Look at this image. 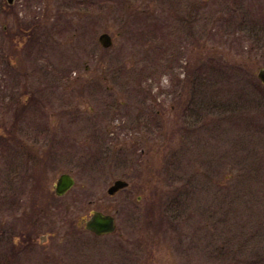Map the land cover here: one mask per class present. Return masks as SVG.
<instances>
[{"label":"rangeland","instance_id":"374dc122","mask_svg":"<svg viewBox=\"0 0 264 264\" xmlns=\"http://www.w3.org/2000/svg\"><path fill=\"white\" fill-rule=\"evenodd\" d=\"M260 68L264 0H0V264H264Z\"/></svg>","mask_w":264,"mask_h":264},{"label":"water","instance_id":"95a60500","mask_svg":"<svg viewBox=\"0 0 264 264\" xmlns=\"http://www.w3.org/2000/svg\"><path fill=\"white\" fill-rule=\"evenodd\" d=\"M15 0H6L8 4H12ZM98 40L103 47H109L112 45L111 37L108 33L103 32L99 35ZM258 78L264 84V68H260L257 74ZM74 184V179L67 173L61 174L55 185V192L58 195L63 194ZM127 181L122 179H116L112 185L108 187L107 192L112 195L119 189L127 186ZM86 228L93 231L96 234H105L113 232L115 229L114 217L110 214H105L100 211H94L90 218L86 221Z\"/></svg>","mask_w":264,"mask_h":264},{"label":"flooded vegetation","instance_id":"af4514ba","mask_svg":"<svg viewBox=\"0 0 264 264\" xmlns=\"http://www.w3.org/2000/svg\"><path fill=\"white\" fill-rule=\"evenodd\" d=\"M67 193V192H66ZM65 195V194H64ZM55 197H61V196H56V195H54ZM43 213L44 212H29V213H27V214H25L26 215V219L27 220H25L24 222H21V223H17L16 225H17V227H16V229H15V235L14 236H19V237H21L23 240H24V238L28 241V244H32V243H34V241L36 240V239H38L39 237H37L38 236V232L40 231V230H35L34 229V226L36 225V223H38L39 222V220H40V218L41 217H43L42 215H43ZM20 215L18 214V213H16V219H19L20 217H19ZM26 226H28V227H30V229L27 227L26 229H25V225ZM81 224H82V222H81ZM5 224H4V221H0V233H1V236H4V233H5V229L3 228V226H4ZM82 226H83V224H82ZM39 228V227H38ZM41 228H43V227H41ZM19 229V231L18 232H16L17 230ZM22 229V230H21ZM34 229V230H33ZM33 232V233H32ZM34 235V236H33ZM14 236L12 237L13 239H14ZM37 237V238H36ZM41 238H39V240H40ZM37 241V240H36ZM14 246H16V243H15V241H13V244H12V242H11V245H10V248H13ZM26 246V245H25ZM15 258V257H14ZM13 259V258H12Z\"/></svg>","mask_w":264,"mask_h":264},{"label":"trees","instance_id":"16d2710c","mask_svg":"<svg viewBox=\"0 0 264 264\" xmlns=\"http://www.w3.org/2000/svg\"><path fill=\"white\" fill-rule=\"evenodd\" d=\"M204 78L206 79V77H204ZM200 80H201V76L196 77V80L194 81L195 86H198ZM17 146H18V149H19L20 153L26 154L27 145L23 141H18V145Z\"/></svg>","mask_w":264,"mask_h":264}]
</instances>
